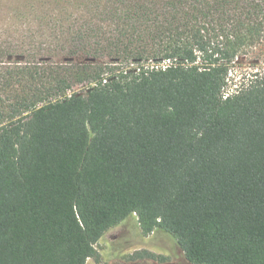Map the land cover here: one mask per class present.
<instances>
[{
    "label": "trees",
    "instance_id": "trees-1",
    "mask_svg": "<svg viewBox=\"0 0 264 264\" xmlns=\"http://www.w3.org/2000/svg\"><path fill=\"white\" fill-rule=\"evenodd\" d=\"M7 1L0 264H86L132 216L180 264H264V71L228 78L264 0Z\"/></svg>",
    "mask_w": 264,
    "mask_h": 264
},
{
    "label": "rangeland",
    "instance_id": "rangeland-1",
    "mask_svg": "<svg viewBox=\"0 0 264 264\" xmlns=\"http://www.w3.org/2000/svg\"><path fill=\"white\" fill-rule=\"evenodd\" d=\"M7 2L11 4L10 0ZM8 6L4 7V11H7V14L4 19L0 21V27L1 22L7 21V18L12 16V7L11 5L10 7ZM16 21L19 27H13V29L18 30L19 34H14L18 35L19 39L24 41L23 39L29 35L30 31H27V29L23 27V19L18 18ZM42 49L39 56L55 57L49 52V48L46 45L43 44ZM20 60H22V56L19 53L13 54L10 59H8L12 64L20 63ZM263 71L264 44L257 47L256 50L248 55L241 56L236 60L235 64L230 68L228 78L230 79V83H235L239 86L251 79L253 75ZM86 90L87 85H79L73 87L71 91L72 93L82 95ZM126 230L128 231L127 233ZM94 248L98 256L96 259H88L86 264H175V259H179L177 262L180 264V259H183L174 238L161 230H157L147 236L143 235L139 225L136 223L135 216L109 229L94 245ZM147 254H153L161 258L153 260L148 258ZM162 257L166 260H162ZM172 259H174V261H172Z\"/></svg>",
    "mask_w": 264,
    "mask_h": 264
},
{
    "label": "flooded vegetation",
    "instance_id": "flooded-vegetation-1",
    "mask_svg": "<svg viewBox=\"0 0 264 264\" xmlns=\"http://www.w3.org/2000/svg\"><path fill=\"white\" fill-rule=\"evenodd\" d=\"M127 230H128V229H127ZM127 230H126V233L128 232ZM153 233H154V232H153ZM147 256H148V258H150V257H149V254H147ZM151 259H152V258H151ZM153 260H155V259H153ZM154 262H155V261H154Z\"/></svg>",
    "mask_w": 264,
    "mask_h": 264
}]
</instances>
